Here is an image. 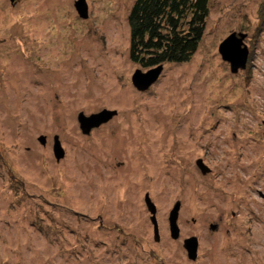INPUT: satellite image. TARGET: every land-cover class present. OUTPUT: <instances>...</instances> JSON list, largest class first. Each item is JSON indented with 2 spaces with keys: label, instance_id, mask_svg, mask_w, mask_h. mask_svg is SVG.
<instances>
[{
  "label": "rangeland",
  "instance_id": "obj_1",
  "mask_svg": "<svg viewBox=\"0 0 264 264\" xmlns=\"http://www.w3.org/2000/svg\"><path fill=\"white\" fill-rule=\"evenodd\" d=\"M75 1L0 0V264H264V0H209L191 58L145 90L133 0Z\"/></svg>",
  "mask_w": 264,
  "mask_h": 264
},
{
  "label": "trees",
  "instance_id": "obj_2",
  "mask_svg": "<svg viewBox=\"0 0 264 264\" xmlns=\"http://www.w3.org/2000/svg\"><path fill=\"white\" fill-rule=\"evenodd\" d=\"M208 12L209 0H133L127 14L130 59L148 68L188 60Z\"/></svg>",
  "mask_w": 264,
  "mask_h": 264
},
{
  "label": "water",
  "instance_id": "obj_3",
  "mask_svg": "<svg viewBox=\"0 0 264 264\" xmlns=\"http://www.w3.org/2000/svg\"><path fill=\"white\" fill-rule=\"evenodd\" d=\"M75 6L78 12L80 13V15L82 16L86 15L87 4L85 0H76ZM244 36L245 33L241 32L240 38L236 37L235 33L233 32L219 44V51L222 57L230 62V67L232 71H236L240 66L244 67L246 64L248 49L246 44L242 45ZM162 67H163V63H160L155 66L147 68L145 71L139 68L136 69V71L132 76L134 85L140 90L147 89L152 83H154L158 79ZM112 113H115V110L103 109L100 112L92 114L90 116H85L82 112H80L78 115L80 126L84 132H87L90 126L97 125L101 121H106L111 116ZM43 139H44L43 137H40V140L42 142ZM54 151L57 157H59L62 154V149L60 147V143L57 137H55V141H54ZM197 163L203 171H207V167L202 163L201 159H198ZM147 204L151 212L154 213L155 206L148 199H147ZM179 206H180V202L177 201L174 204L169 214L170 230L173 237H176L178 235L177 215H178ZM151 219L154 223V232H155V237L157 238L158 230H157L155 216L153 215ZM214 227L215 225L211 224V228ZM184 246L188 251L189 257L194 258L197 249L196 236H190L188 238H185Z\"/></svg>",
  "mask_w": 264,
  "mask_h": 264
}]
</instances>
